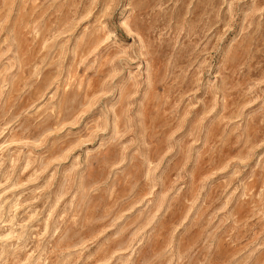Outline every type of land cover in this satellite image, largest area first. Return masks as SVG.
<instances>
[{
	"label": "rangeland",
	"instance_id": "obj_1",
	"mask_svg": "<svg viewBox=\"0 0 264 264\" xmlns=\"http://www.w3.org/2000/svg\"><path fill=\"white\" fill-rule=\"evenodd\" d=\"M0 264H264V0H0Z\"/></svg>",
	"mask_w": 264,
	"mask_h": 264
}]
</instances>
